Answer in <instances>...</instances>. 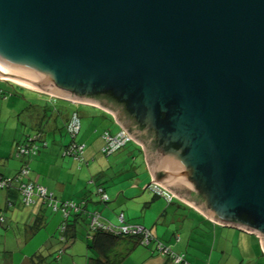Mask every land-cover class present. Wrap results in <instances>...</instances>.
Here are the masks:
<instances>
[{"label": "water", "instance_id": "1", "mask_svg": "<svg viewBox=\"0 0 264 264\" xmlns=\"http://www.w3.org/2000/svg\"><path fill=\"white\" fill-rule=\"evenodd\" d=\"M0 70L110 113L151 181L264 253V0H0Z\"/></svg>", "mask_w": 264, "mask_h": 264}, {"label": "crops", "instance_id": "2", "mask_svg": "<svg viewBox=\"0 0 264 264\" xmlns=\"http://www.w3.org/2000/svg\"><path fill=\"white\" fill-rule=\"evenodd\" d=\"M6 101L0 100V115L4 106L15 103ZM76 105L78 111L58 103L34 104L32 116L27 118L46 142L30 162V180L44 188L56 203L85 200L89 211L97 212L103 221L116 226L122 224L119 220L122 216L125 224L144 227L174 252L183 253L189 264H264L256 235L218 225L177 198L167 205L147 191L145 186L151 176L139 144L132 141L112 156L102 157V134L105 131L115 134L122 127L110 113L97 106ZM50 107L52 110H48ZM72 109L80 118L75 139L83 146L80 161L63 154L69 138L65 126ZM19 111L14 109V116L21 115L22 110ZM29 131L28 134L34 132ZM12 145L0 139V174L4 176H12L20 167L18 160L8 158ZM100 187L108 197L106 203L100 202L97 195ZM5 200L0 192V214L5 218L0 226V264H51V255L60 247L57 227L62 220L61 212L52 211L41 200L28 208L19 202L7 208ZM77 221L72 226L75 238L55 260L57 264H66L65 257L70 264H87L88 234ZM77 258H81L80 263ZM121 264L171 263L154 250L137 246Z\"/></svg>", "mask_w": 264, "mask_h": 264}, {"label": "trees", "instance_id": "3", "mask_svg": "<svg viewBox=\"0 0 264 264\" xmlns=\"http://www.w3.org/2000/svg\"><path fill=\"white\" fill-rule=\"evenodd\" d=\"M0 83L6 85L7 88L10 90V92H12V90H11V86L9 85H13V86L15 85L8 81H0ZM7 99H8V93L0 89V100L6 101ZM47 99H51V101H48ZM47 99L46 101L43 100L44 104L47 103L48 105L55 104V100L53 98H47ZM48 110H52V108L50 107L48 108ZM72 113H77V112L73 111ZM71 114H69L68 121L70 119ZM67 124L65 126L66 135L70 138L71 140L70 143L75 142L76 136L78 134L73 139L71 137V134L67 130ZM117 133L115 134L109 133V134L111 136H114ZM132 143H133L132 141L128 142L118 151L122 150L127 145ZM12 146L13 147L11 150V155H9L10 157L8 158H13L15 160H18L20 162V167L12 176H4L0 174V181L7 182V185L0 190V192L5 195L6 198L5 204L7 208H12L15 202H19L21 204L20 185L25 183H31L34 186H39L37 183L30 180L29 177L30 162L35 156L39 154L42 148L46 146V142L42 139V133L40 131H34L31 134L25 133ZM21 149L24 150L21 151ZM113 154L109 156H112ZM23 172H27V174L24 176ZM152 185H153L152 181H150L145 186V189L149 191L153 196L162 198L167 205L173 203L174 198L168 200L166 196L158 195L156 192H154L151 189ZM97 195L99 196L100 202L106 203L108 201V197L105 194L103 188L100 187L97 189ZM103 195L106 196L105 200L102 199ZM37 200L44 201L41 198ZM44 202L48 203V201H44ZM65 202L73 203L75 205V209L67 206V208H65L66 211L62 212L61 210L63 208L62 205ZM34 204H32L31 206H33ZM48 206L52 211L61 212L62 215V220L59 226L57 227L58 230L57 242L60 244L59 249H57L58 257L62 255L64 247L67 246L69 242H72L74 240L75 234L72 229L73 228L72 226H74L73 223L78 224L77 220L79 219V224L87 228V234H88V236L86 235L88 237L87 247L90 251V255H88L87 257V264H121L124 261V259L127 257V255L132 251V249L137 246H142L154 250L155 253H158L164 256L165 258H167L171 264H189L188 261L185 259V255L183 253L174 252L170 246L164 244L163 242L155 238L150 230L138 225L125 224L123 219L122 221H120V223L122 224H119L117 226L113 225L110 222H105L101 218L100 214H98L97 212L89 211L87 209L85 200H83L82 202H73V201L58 202L57 210L53 208V205H49V203ZM64 214H66V216H64ZM95 215L99 216L97 219V223H99L100 225H97L96 223L92 224V218ZM71 217L73 218L72 221L70 219ZM4 222H5V218L2 214H0V226L3 225ZM123 227L130 228L134 232L123 233L121 232V228ZM88 231L90 234L88 233ZM58 259L59 258L55 260ZM176 260H179V262H176Z\"/></svg>", "mask_w": 264, "mask_h": 264}, {"label": "built area", "instance_id": "4", "mask_svg": "<svg viewBox=\"0 0 264 264\" xmlns=\"http://www.w3.org/2000/svg\"><path fill=\"white\" fill-rule=\"evenodd\" d=\"M3 81V80H0ZM67 130L71 134V137L74 139L75 136L79 133L80 130V118L77 113H72L70 116V119L67 124ZM102 140H103V146L101 148V154L103 156H109L116 151H118L120 148H122L124 145H126L128 142L133 141L127 133L121 128L119 132L111 136L109 133L104 132L102 134ZM134 142V141H133ZM24 149H21L23 151ZM83 152V146L80 144H77L76 142L70 143L64 150L63 154L72 157L76 161L81 160ZM27 172H23V175L25 176ZM152 190L156 192L158 195H164L168 198V200L174 198V196L167 191L164 187L161 185L157 184L156 182L152 181ZM7 185V182L5 181H0V190ZM20 198H21V204L25 207H29L34 202L41 198L44 201H48L49 205H53L54 209H58V203H56L55 200H53L52 196L50 194H47L46 190L40 186H34L31 183H25L20 185ZM102 199H106V196L103 195ZM69 206L70 208L75 209V205L73 203H68L65 202L62 205V212H65V208ZM66 216V214H64ZM99 216L95 215L92 218V224L96 223L97 225H100L97 223V219ZM120 221H122V216L119 218ZM121 232L127 233V232H134L132 229L123 227L121 228ZM176 262H179V260H176Z\"/></svg>", "mask_w": 264, "mask_h": 264}, {"label": "rangeland", "instance_id": "5", "mask_svg": "<svg viewBox=\"0 0 264 264\" xmlns=\"http://www.w3.org/2000/svg\"><path fill=\"white\" fill-rule=\"evenodd\" d=\"M8 82H11V81H8ZM11 83L17 85V86L9 85V86H11L12 92H10V90L7 88L6 85L0 83V89L2 91H5L8 93V99L10 100V102L11 101L15 102V103H11V104L3 107L2 113L0 115V139L2 140V143L3 142L6 143V142L10 141V143L14 144L25 133H29L30 132L29 130H31L32 132L38 130V129L33 130V128L31 127V124L29 123L27 118L32 116L31 109L35 108V107H33L34 104L44 105L43 100L46 101V99L50 98V97L42 95V94H38V93L34 92L33 90L22 87L16 83H13V82H11ZM20 100L24 104L19 103ZM47 100L51 101V99H47ZM54 100H55V103L68 105V107H72L73 109H75V111H78L77 105H73V104L69 105L67 103L62 102L61 100H56V99H54ZM14 109L16 110V112L21 109L22 114L14 116V114L16 113V112H14ZM80 110H82V108ZM19 114H20V111H19ZM69 139L70 138H68V144L70 143ZM101 156L103 157V155H101ZM106 157H108V156H106ZM82 228L84 231H87L86 227L85 228L82 227ZM66 255L68 256V254H66ZM57 258H59L58 252H55L52 255V257H50L51 264H57L58 261H55V259H57ZM65 260H66V264H70V262H67L66 257H65ZM77 262L80 263L81 258L78 259Z\"/></svg>", "mask_w": 264, "mask_h": 264}, {"label": "bare ground", "instance_id": "6", "mask_svg": "<svg viewBox=\"0 0 264 264\" xmlns=\"http://www.w3.org/2000/svg\"><path fill=\"white\" fill-rule=\"evenodd\" d=\"M0 72H1V70H0ZM0 77H1V79L4 80V81H6V80H7V81H10V80H8V79L2 77V76H0ZM11 82H12V81H11ZM13 83H14V82H13Z\"/></svg>", "mask_w": 264, "mask_h": 264}]
</instances>
